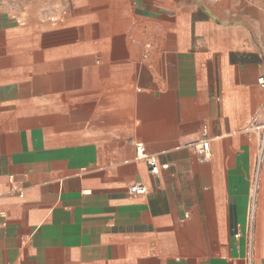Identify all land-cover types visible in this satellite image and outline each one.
<instances>
[{"label":"crops","instance_id":"0c3cea01","mask_svg":"<svg viewBox=\"0 0 264 264\" xmlns=\"http://www.w3.org/2000/svg\"><path fill=\"white\" fill-rule=\"evenodd\" d=\"M262 74L264 0H0V264H264Z\"/></svg>","mask_w":264,"mask_h":264},{"label":"built area","instance_id":"2783aa9c","mask_svg":"<svg viewBox=\"0 0 264 264\" xmlns=\"http://www.w3.org/2000/svg\"><path fill=\"white\" fill-rule=\"evenodd\" d=\"M258 83L262 87H264V74L259 76ZM246 129L249 131L262 130L260 135V154L257 158V166L260 167L264 157V121L259 123L257 122V119H255L253 122L250 123V125L246 127ZM192 147L194 148L195 152L197 153L200 159L206 160L210 157L212 143L207 127H204L202 136L198 140L192 143ZM136 148H137V157L143 158L149 163V165L151 166L150 170L152 173H158L159 165H158L157 155L147 153L142 143H137ZM148 190H149L148 186L143 182H135L130 186V192L132 193L146 194ZM254 210H255L254 206H251V211L249 214L250 226H252ZM239 234L240 233H238L237 236Z\"/></svg>","mask_w":264,"mask_h":264}]
</instances>
